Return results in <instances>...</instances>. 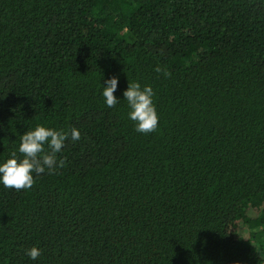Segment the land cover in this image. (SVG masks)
<instances>
[{
	"label": "trees",
	"instance_id": "16d2710c",
	"mask_svg": "<svg viewBox=\"0 0 264 264\" xmlns=\"http://www.w3.org/2000/svg\"><path fill=\"white\" fill-rule=\"evenodd\" d=\"M38 125L65 165L0 184V264H264V0H0V164Z\"/></svg>",
	"mask_w": 264,
	"mask_h": 264
},
{
	"label": "clouds",
	"instance_id": "9594fccd",
	"mask_svg": "<svg viewBox=\"0 0 264 264\" xmlns=\"http://www.w3.org/2000/svg\"><path fill=\"white\" fill-rule=\"evenodd\" d=\"M157 73H163L167 78L171 73L157 66L154 69ZM106 87H103V98L109 108H114L119 100L114 96L118 87V78L113 77L105 81ZM155 95L150 86L141 88L139 83H128L127 90L124 91V100L127 101L130 109L128 116L136 125L135 131L141 134H150L156 131L159 123L158 114L153 103ZM69 136L63 131L37 126L35 130L25 132L21 136L19 153L22 159L12 153V158L5 163L0 164V184L5 188L15 189L16 191L29 190L35 184L33 173L40 175L47 169L50 173L57 166L63 167L64 160L57 161L56 154L64 147L65 141ZM81 138L80 132L72 128L71 140L78 141ZM51 151L45 150V146ZM26 255L37 260L41 251L37 247H32L26 251Z\"/></svg>",
	"mask_w": 264,
	"mask_h": 264
}]
</instances>
